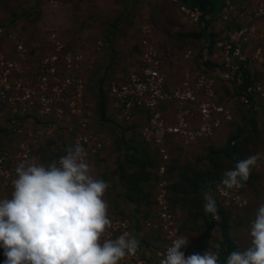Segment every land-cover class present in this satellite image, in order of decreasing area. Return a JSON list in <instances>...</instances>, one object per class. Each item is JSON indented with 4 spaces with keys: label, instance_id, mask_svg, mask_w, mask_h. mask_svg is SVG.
<instances>
[{
    "label": "rangeland",
    "instance_id": "374dc122",
    "mask_svg": "<svg viewBox=\"0 0 264 264\" xmlns=\"http://www.w3.org/2000/svg\"><path fill=\"white\" fill-rule=\"evenodd\" d=\"M0 24L30 41L35 48L31 58L36 61L57 51V40L62 49L81 53L75 60L81 59L83 103L90 110L85 131L99 135L103 142L100 152H87L91 174L109 184L103 197L109 205L108 214L135 220L136 237L146 250L141 264H158L156 250L165 241L154 216V194L159 177L156 166L162 160L157 146L140 138L136 122L119 125L107 117L101 88L106 90L110 80L135 65L144 26L154 34L168 82H178L187 70L197 67L205 39L202 27L183 22L176 4L169 0H0ZM51 32L57 37H51ZM2 33L0 48L4 42L9 49L8 40L3 41L7 33ZM76 61L71 68L77 67ZM218 91L220 101L233 112L232 121L186 147L168 140L163 175L167 199L183 236L188 238L187 247L199 254L213 252L224 264L230 252L249 246L250 221L264 197V111L257 110L249 119L225 85ZM13 112L0 99V155L13 156L18 150L20 137L7 128L11 115L17 114ZM51 116L55 132L60 124L66 125L64 136H43L34 142L28 136L21 138L31 140L36 148L33 160L44 164L66 155L65 148L74 144L73 137L80 132L77 118L67 110L61 116ZM230 140L235 141L233 146ZM256 153L260 159L244 186L237 189L239 199L213 194L219 216L214 221L203 211L202 193L213 186L211 180H216L213 191L215 185L224 186L223 173ZM144 220H151V224H141Z\"/></svg>",
    "mask_w": 264,
    "mask_h": 264
},
{
    "label": "built area",
    "instance_id": "2783aa9c",
    "mask_svg": "<svg viewBox=\"0 0 264 264\" xmlns=\"http://www.w3.org/2000/svg\"><path fill=\"white\" fill-rule=\"evenodd\" d=\"M169 1L176 4L183 22H200L202 11L198 6H189L178 0ZM223 2L227 22L220 27L217 37L212 36L204 43L197 67L187 70L181 80L174 84L168 82L154 34L150 27L144 26L135 65L110 80L106 87L109 107L115 118L120 121L138 120L141 138L157 146L162 160L157 166L161 178L156 182L154 194V216L165 241L161 249L156 250L158 264L171 240L183 236L167 199V182L163 178L167 158L165 143L173 139L179 146L186 147L213 135L222 124L233 119L228 104L218 98L221 84L245 111L264 110V0H254L245 9H239L231 0ZM3 31L5 29L0 27V35H4ZM6 33L3 41L8 40L9 49L5 48L4 42L0 48V99L13 111L31 113L19 118L11 117L8 121L9 129L20 136V141L15 155H0V198L11 196L16 165L21 160L32 161L31 140L21 138L28 136L34 142L38 137L54 133L64 136L67 133L66 127L57 128L56 132L53 130V113L61 116L67 110L75 115L80 132L73 137L74 144L79 142L90 154L103 150L99 135L85 131L90 110L83 103L81 59L75 60L81 53L62 49L63 44L57 40V51L36 61L31 58L35 54L33 46L20 36ZM56 35V32H51V37ZM75 61L77 67L71 68ZM213 187L208 190L212 196L217 193L222 198H240L235 188L228 190L218 184L213 191ZM261 203H264V197ZM108 217L112 225L106 229L105 237L115 239L124 232L136 236L135 220L109 214ZM141 224L149 225L151 220L141 221ZM139 241L136 255L125 257L119 264H141L146 250L143 242ZM180 250L185 257L195 252L187 245ZM3 251L0 248V264L6 259Z\"/></svg>",
    "mask_w": 264,
    "mask_h": 264
},
{
    "label": "clouds",
    "instance_id": "9594fccd",
    "mask_svg": "<svg viewBox=\"0 0 264 264\" xmlns=\"http://www.w3.org/2000/svg\"><path fill=\"white\" fill-rule=\"evenodd\" d=\"M64 151L47 164L21 160L16 165L11 196L0 198L3 264H119L136 255L140 241L135 235L104 236L112 225L103 199L109 184L91 174L86 149L77 142ZM259 159V153L250 155L225 171V189L243 187ZM202 197L204 213L218 220L212 194ZM249 236V246L230 252L224 264H264V203L250 221ZM187 244L186 237L172 239L159 264H220L209 251L185 257L180 249Z\"/></svg>",
    "mask_w": 264,
    "mask_h": 264
},
{
    "label": "crops",
    "instance_id": "0c3cea01",
    "mask_svg": "<svg viewBox=\"0 0 264 264\" xmlns=\"http://www.w3.org/2000/svg\"><path fill=\"white\" fill-rule=\"evenodd\" d=\"M189 6H198L202 11L200 22L196 23L203 29V43L216 35L220 27L227 22L226 7L223 0H178ZM237 7L248 8L254 0H231ZM175 4V3H174ZM208 34V35H207ZM208 36H211L208 38Z\"/></svg>",
    "mask_w": 264,
    "mask_h": 264
},
{
    "label": "trees",
    "instance_id": "16d2710c",
    "mask_svg": "<svg viewBox=\"0 0 264 264\" xmlns=\"http://www.w3.org/2000/svg\"><path fill=\"white\" fill-rule=\"evenodd\" d=\"M0 27H3L4 29H5V31L6 32H12V31H14L11 27H9V26H5V25H2V24H0ZM19 35V34H18ZM208 35V34H207ZM209 37H211V36H208V38ZM26 43L27 44H29L30 45V41L28 42V41H26ZM31 46V45H30ZM33 46V45H32ZM31 46V47H32ZM34 47V46H33ZM138 51H139V48H138ZM222 85V84H221ZM219 89V88H218ZM101 91H102V93H103V97H104V107H105V105H106V115H107V117L111 120V121H114L116 124H126V123H130V122H136V125H137V131H138V134H139V121L138 120H130V121H120V120H117L116 118H115V113L110 109V107H109V103H108V97H107V95H106V90H104L103 88H101ZM107 97V98H106ZM220 97V95H219V91H218V98ZM241 109H243V107H241L239 104H237ZM244 110V109H243ZM257 110H260V109H256V110H249V111H246L247 112V114H248V116H249V119H251L252 117H253V114L257 111ZM261 110H263V109H261ZM245 111V110H244ZM264 111V110H263ZM141 112V111H140ZM13 113H17V114H12L11 115V117H16V118H19V117H21V116H27L28 115V113H23V114H21V112H17V111H15V112H13ZM27 114V115H26ZM10 117V118H11ZM9 121V120H8ZM232 121V120H231ZM230 121V122H231ZM230 122H228V123H230ZM58 128H60V129H64L65 127H66V125H64V123L63 124H60V126H57ZM7 128H9V126H8V123H7ZM11 131V130H10ZM12 132V131H11ZM13 133V132H12ZM16 135V134H15ZM17 136H19V135H17ZM52 136H56V137H61V136H59L57 133H54ZM139 136H140V134H139ZM20 137V136H19ZM55 137V138H56ZM140 138H141V136H140ZM142 139V138H141ZM20 140V139H19ZM143 140V139H142ZM144 141V140H143ZM145 142V141H144ZM148 143V142H147ZM230 146H233V144L235 143V141L234 140H230ZM35 147L32 145V160H33V154H34V151H35ZM157 152H158V149H157ZM158 166V165H157ZM157 166H156V170H157ZM158 174V173H157ZM159 175V174H158ZM160 178H161V176L159 175V177H158V180H160ZM163 178H165V176L163 175ZM157 180V181H158ZM209 180H211L210 179V176H209ZM211 181H213V182H211V183H213V185H214V183L216 182V180H211ZM166 188H167V184H166ZM168 190V189H167ZM210 215V214H209ZM211 216V215H210ZM219 221H221V220H219Z\"/></svg>",
    "mask_w": 264,
    "mask_h": 264
}]
</instances>
